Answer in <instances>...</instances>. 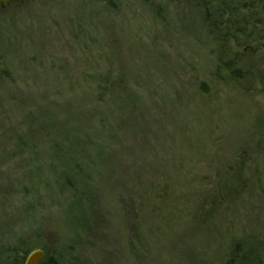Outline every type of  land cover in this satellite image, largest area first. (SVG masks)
Wrapping results in <instances>:
<instances>
[{
    "label": "rangeland",
    "instance_id": "rangeland-1",
    "mask_svg": "<svg viewBox=\"0 0 264 264\" xmlns=\"http://www.w3.org/2000/svg\"><path fill=\"white\" fill-rule=\"evenodd\" d=\"M36 249L264 264V0L0 11V257Z\"/></svg>",
    "mask_w": 264,
    "mask_h": 264
},
{
    "label": "trees",
    "instance_id": "trees-1",
    "mask_svg": "<svg viewBox=\"0 0 264 264\" xmlns=\"http://www.w3.org/2000/svg\"><path fill=\"white\" fill-rule=\"evenodd\" d=\"M216 13H218V12H216ZM106 95L107 94H109L108 93V91L105 93ZM53 103H54V101L52 102V106H49L48 105V108H47V106H46V111H45V113L46 114H52V113H55L56 112V110H55V108H56V106H53ZM55 121V120H54ZM53 128H56V130L60 133V134H62V135H64V137H63V142L66 144L65 146H63V147H59V146H53L52 147V151L53 152H56V151H58V152H61V153H69V154H80V151H79V145H77V144H73L71 141H70V137H69V133H63L62 131H60V130H58V122L55 124V125H53L52 126ZM103 146L104 147H106V148H109L110 147V143L109 142H107V143H103ZM68 183H72V181H68ZM158 183H160V181H158V179H156L155 180V183L152 185L153 186V188H150V190H153V189H155V188H160L161 187V184H158ZM73 188H75L76 189V191H74V197H77V198H79L80 197V192H79V190H78V188L76 187V186H73ZM241 245V244H240ZM241 247L242 246H240V248H239V246L236 244L235 245V247L233 248V251H237V250H240L241 249ZM243 248V247H242ZM245 248V247H244ZM52 259H49V260H45V261H43L41 264H53V261H51ZM253 264H254V262H252Z\"/></svg>",
    "mask_w": 264,
    "mask_h": 264
},
{
    "label": "flooded vegetation",
    "instance_id": "flooded-vegetation-1",
    "mask_svg": "<svg viewBox=\"0 0 264 264\" xmlns=\"http://www.w3.org/2000/svg\"><path fill=\"white\" fill-rule=\"evenodd\" d=\"M34 1L37 0H11L9 3H7L4 6H0V11L1 10H8L11 9V11H15V10H20V12L25 11L27 8L31 7L34 4ZM12 257H9V262H7L6 257L5 260H2V258L0 257V264H25V260L28 256V254L24 257H22V259L19 261L14 254H11ZM41 264V263H40Z\"/></svg>",
    "mask_w": 264,
    "mask_h": 264
},
{
    "label": "water",
    "instance_id": "water-1",
    "mask_svg": "<svg viewBox=\"0 0 264 264\" xmlns=\"http://www.w3.org/2000/svg\"><path fill=\"white\" fill-rule=\"evenodd\" d=\"M11 0H0V6H4L7 3H9ZM45 259V252L43 250H33L31 251L26 260L25 264H40L44 261Z\"/></svg>",
    "mask_w": 264,
    "mask_h": 264
}]
</instances>
